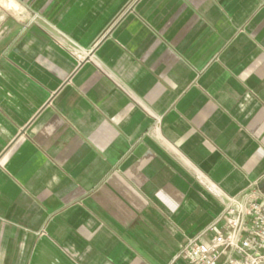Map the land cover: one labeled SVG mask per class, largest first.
Segmentation results:
<instances>
[{
	"label": "crops",
	"instance_id": "1",
	"mask_svg": "<svg viewBox=\"0 0 264 264\" xmlns=\"http://www.w3.org/2000/svg\"><path fill=\"white\" fill-rule=\"evenodd\" d=\"M254 183L264 0H0V264H189Z\"/></svg>",
	"mask_w": 264,
	"mask_h": 264
},
{
	"label": "built area",
	"instance_id": "2",
	"mask_svg": "<svg viewBox=\"0 0 264 264\" xmlns=\"http://www.w3.org/2000/svg\"><path fill=\"white\" fill-rule=\"evenodd\" d=\"M222 195L223 211L188 239L178 257L189 264H264V189L254 183Z\"/></svg>",
	"mask_w": 264,
	"mask_h": 264
}]
</instances>
